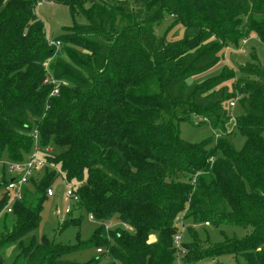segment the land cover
Returning <instances> with one entry per match:
<instances>
[{"label":"trees","instance_id":"16d2710c","mask_svg":"<svg viewBox=\"0 0 264 264\" xmlns=\"http://www.w3.org/2000/svg\"><path fill=\"white\" fill-rule=\"evenodd\" d=\"M39 1L0 0V160H25L36 133L49 150L44 174L31 176L23 199L4 212L0 264L12 245L13 264H205L223 256L264 264V62L251 54L236 84L231 68L188 82L229 44L254 34L264 44V0H50L86 19L53 39L59 47L50 44ZM165 14L185 28L181 38L156 32ZM238 94L240 150L227 127ZM187 114L208 121L218 138H183ZM60 176L79 197L69 212L79 215L62 228L80 226L83 213L103 222L76 244L33 234ZM9 180L3 167L0 187ZM8 201L6 190L0 212ZM114 221L128 228L109 229ZM204 223L251 231L221 230L224 240L213 242L196 230ZM186 227L192 238L180 248L175 236ZM90 248L103 251L85 262L67 258Z\"/></svg>","mask_w":264,"mask_h":264},{"label":"rangeland","instance_id":"374dc122","mask_svg":"<svg viewBox=\"0 0 264 264\" xmlns=\"http://www.w3.org/2000/svg\"><path fill=\"white\" fill-rule=\"evenodd\" d=\"M37 14L43 20L47 36L49 39H56L58 36L64 34L67 28L74 26L76 22L86 23V19L83 15L74 16L69 5L57 3L50 0H40L37 5ZM154 28L159 35L166 34L169 40H176L183 36L185 28L175 21V17L170 14H165L161 22L155 23ZM256 53L258 59L264 62V44L257 35H252L247 40L242 41L239 45L229 44L220 53V57L216 65L204 73L191 77L188 82H204L215 76L223 73L225 68H231L235 71L236 77L234 84L240 81L242 75L239 73V65L246 64L252 60L251 54ZM229 89H233V81L226 83ZM241 95L238 94L232 101L235 102L234 106L230 107V113L232 118L228 122V130L232 138L233 146L236 150H240L246 141V137L241 133L239 128L235 124V117L244 113V108L241 103ZM181 135L183 138L191 142H200L208 137H216L220 135L215 131L208 121L204 118L194 114H187L183 121L180 123ZM264 136V131H263ZM5 161H8V157L4 156ZM44 167L34 172V175L38 174L40 178L44 174ZM2 182V175L0 174V183ZM73 185L67 183L65 179L60 176L52 185L55 195L49 196L42 210V220L40 226L33 232V234L40 239L42 236H46L49 239H53L56 242L63 244H76L78 234L82 239H88L93 231L100 226L103 222L91 219L88 213H83V221L79 225L71 223L68 226L62 228V222L69 218L71 215L77 217L78 212L74 211L73 214L67 213L66 208L71 206L74 210L75 201L67 197L68 188ZM6 192L5 186L0 187V198ZM4 220V210L0 212V230L2 227V221ZM188 224V223H187ZM117 226H127L118 221H114L108 224L109 229L116 228ZM187 226V225H185ZM196 230L199 231L203 239L207 238V232L210 234V238L213 242H220L224 240V235L221 230H224L229 236L242 237L248 234L251 229L235 227L229 225H223L221 227H214L207 223L195 225ZM192 238V234L186 227L182 230V240L189 241ZM152 240V237L150 238ZM208 245L207 242L204 243ZM16 245H12L3 251L4 264H13L17 255ZM99 254L95 248L85 249L80 252H75L67 256V258L74 261L85 262L92 256ZM25 264V263H24ZM205 264H236L235 259L228 256L220 257L217 260L210 261Z\"/></svg>","mask_w":264,"mask_h":264},{"label":"built area","instance_id":"2783aa9c","mask_svg":"<svg viewBox=\"0 0 264 264\" xmlns=\"http://www.w3.org/2000/svg\"><path fill=\"white\" fill-rule=\"evenodd\" d=\"M50 44L59 47L61 42L50 39ZM57 92L58 89L55 88L53 94ZM231 105L234 106L235 102L232 101ZM35 136L37 141L34 150L29 154V156L25 160L23 161L0 160V174L2 175V168L4 167L7 175L10 177L9 182L5 187L9 195V201L4 208V212H9V213L13 212V204L23 199L24 188L28 184L30 177L34 175L35 171L44 167L46 164L45 155L49 150L42 149L38 141L37 133L35 134ZM48 195L49 196L55 195L53 187H50L48 189ZM67 197L73 199L75 203L79 201V197L72 186H70L67 190ZM70 211H71V206L66 208L67 213H69ZM89 217L91 219H94L93 214H89ZM175 243L180 248L182 247V234H178L175 236ZM97 251L100 253L103 250L102 248H98Z\"/></svg>","mask_w":264,"mask_h":264},{"label":"crops","instance_id":"0c3cea01","mask_svg":"<svg viewBox=\"0 0 264 264\" xmlns=\"http://www.w3.org/2000/svg\"><path fill=\"white\" fill-rule=\"evenodd\" d=\"M151 237H152V240H151V241H155L156 238H157L156 235H152ZM151 237H150V238H151Z\"/></svg>","mask_w":264,"mask_h":264}]
</instances>
